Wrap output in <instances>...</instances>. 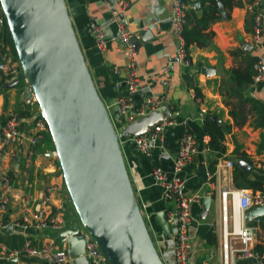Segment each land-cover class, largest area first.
<instances>
[{"label":"crops","instance_id":"1","mask_svg":"<svg viewBox=\"0 0 264 264\" xmlns=\"http://www.w3.org/2000/svg\"><path fill=\"white\" fill-rule=\"evenodd\" d=\"M128 1L130 8L122 19L128 29L141 32L142 38L146 39L138 46L141 91L135 96V103L139 106L151 95L164 96V106L172 111V118L177 123L166 130L163 141L153 149L151 156L143 155L134 147L122 148L134 190L143 213L148 216V223L158 234L164 262L175 264L173 232L168 241L158 219L159 213L167 214L173 209L175 200L155 182L152 172L156 167H162L172 178L179 138L185 132L191 133L197 141V153L184 173L185 194L201 196L191 207L192 264H200L203 260H208L209 264H222L224 222L221 191L230 188L257 193L264 189V84L253 79L255 63L264 54V37L259 48L250 43L256 8L253 0H233L229 7L219 0L220 19L209 29L214 32V37L207 47H190L192 63L187 67L177 57L178 41L172 29L176 0ZM66 2L94 81L109 106L118 95L125 93L127 78L120 30L111 22V10L117 6L116 0ZM187 4V14L191 10L195 12L192 2ZM258 9L264 15V0ZM92 24L105 35L107 49L104 53L97 49ZM148 32L149 36H146ZM165 69H169L168 75H164ZM205 69L210 70L209 76L203 72ZM165 79L169 84L163 83ZM196 88L201 91L202 99L193 98ZM32 98L26 83L0 93V131L10 112L33 113L31 117L20 116L23 119V138L19 156L14 158L9 150L0 161L1 172L12 176L15 181V189L9 194L5 210L0 203V264H54L21 252L26 245L37 249L49 247L54 251L68 249L67 239L59 238L62 231L33 227L24 230L18 226L24 217V205L16 195L26 196L30 201L50 196L52 208H65L64 219L68 229L79 222L53 147L41 143L36 148L37 156L27 164L26 152L30 137L35 133L39 110ZM208 114L211 115L210 120L217 121L220 127H227L228 130L222 142L226 151L221 155L210 149L211 137L203 131L204 118ZM230 160L235 164L231 169L225 167ZM239 161H245L251 167L247 173L240 168L239 183L244 185L241 188L234 181ZM205 198L211 199V208L206 217L201 218ZM37 209L38 204H34L32 211ZM254 209L245 212V225L256 232L254 248L257 250L258 246L264 247V216L246 220ZM234 214L232 205L229 209V220L232 222ZM211 231L214 244L208 242ZM237 247L240 248L239 245ZM88 260L90 264H95L90 258ZM231 263L264 264V259L241 258L233 254ZM65 264H73V261L69 258Z\"/></svg>","mask_w":264,"mask_h":264},{"label":"water","instance_id":"2","mask_svg":"<svg viewBox=\"0 0 264 264\" xmlns=\"http://www.w3.org/2000/svg\"><path fill=\"white\" fill-rule=\"evenodd\" d=\"M190 1L201 17V3ZM0 5L1 24L6 22L9 28L22 68L20 76L4 87L11 89L23 81L29 85L79 217L73 228L59 236L67 239L69 258L73 264H90L86 232L108 264H166L141 209L120 141L149 133L174 114L164 106L118 132L86 61L66 0H0ZM145 41L142 38L140 44ZM237 166L246 173L251 169L245 161ZM210 208L211 199L205 198L201 218ZM260 216L264 207H256L246 220ZM158 219L170 241L166 214L159 213Z\"/></svg>","mask_w":264,"mask_h":264},{"label":"built area","instance_id":"3","mask_svg":"<svg viewBox=\"0 0 264 264\" xmlns=\"http://www.w3.org/2000/svg\"><path fill=\"white\" fill-rule=\"evenodd\" d=\"M263 0H253L255 12V27L253 37L250 43L253 47L259 48L264 37L263 20L264 15L259 11ZM117 6L111 10V22L120 30V40L123 43L122 55L126 60L127 78L125 81V93L117 96L114 103L107 106L112 121L119 131H122L127 124L147 117L152 112L160 111L165 104L164 96L151 95L147 97L139 106L135 103V96L141 91L140 74L137 63L138 46L142 40L141 32H133L127 28L122 19V16L129 10L130 2L128 0H116ZM188 4L183 0H176L173 7L172 29L178 41L177 57L185 66H190L192 63L189 52L186 48V41L183 37L184 27L187 23ZM91 30L96 39L97 49L100 53H104L107 49L106 38L102 30L96 25H91ZM254 82L264 84V54L263 57L255 63ZM22 73L21 65L10 53L0 52V84L3 81L7 83L16 80ZM164 75H168L169 69L164 70ZM164 84H169L168 79L163 81ZM119 88V86H118ZM196 98V94H193ZM32 102L37 104L36 99L32 98ZM107 105V104H106ZM118 116L121 119H118ZM23 119L17 112H10L7 115L6 121L0 131V161L4 158L8 151L11 150L14 158L19 156L21 150V140L23 133L21 127ZM177 123L172 117H165L163 120L155 124L149 133L141 136L129 137L121 140V146L134 147L140 153L146 156H151L152 151L160 142L163 141V136L166 130ZM35 133L30 137V146L26 152L27 164L37 156L36 148L45 141V132L47 124L43 120L35 122ZM118 131V132H119ZM197 153V141L195 137L189 133H183L178 141V150L173 160L172 178H169L168 173L162 167H156L152 172V177L167 194H170L175 205L167 214V224L170 232H173V240L175 243V264H192V247H191V231L192 223L191 207L194 203L201 199L200 195L185 194V170L193 162V158ZM18 159V158H17ZM226 168H233V161H227ZM28 184V179L25 180ZM0 203L1 208L5 210L9 203L10 192L15 189V181L12 176L4 174L0 170ZM16 198L24 205V217L19 227L27 230L30 227L39 229H51L55 231L67 230L64 219L65 208L60 206L56 209L52 208L50 196H46L42 200L30 201L26 196L16 195ZM236 201L238 206H236ZM38 204V209L32 211L33 205ZM234 205L235 214L232 220H229V209ZM221 207L223 212L224 222V242H223V257L222 264H232L231 255L238 254L241 258H256L264 259V253L255 250L256 232L251 227L245 225V212L251 208L264 207V189L257 193H251L248 190H236L224 188L221 191ZM143 211V210H142ZM145 215V214H144ZM148 223V216L145 215ZM154 241L157 246H160L158 234L153 232L148 223ZM171 232V233H172ZM86 238V256L95 264H108L105 257L97 244L86 233H83ZM240 246V248L237 247ZM21 252L35 258L47 260L54 264H65L68 259V251L65 249L52 250L49 247L37 249L26 245ZM200 264H209L208 260H203Z\"/></svg>","mask_w":264,"mask_h":264},{"label":"trees","instance_id":"4","mask_svg":"<svg viewBox=\"0 0 264 264\" xmlns=\"http://www.w3.org/2000/svg\"><path fill=\"white\" fill-rule=\"evenodd\" d=\"M183 1H185L186 3H190V0H183ZM199 1L201 2L203 9L202 17L201 18L196 17L195 12L191 10V12L187 14V24L185 25L183 31V37L186 41V48L188 52L191 46H198L200 48L207 47V45L214 37V32L210 31L209 29L213 23H215L220 19L219 0H199ZM220 1L223 3L224 6L229 7L232 5L231 2L233 0H220ZM0 10H1V5H0ZM3 18L4 16L0 12V52L4 54L10 53L14 57V59L19 62L13 40L9 32V28L6 22L3 25L1 24V20ZM6 83H7L6 81H3L0 84V93L9 90L4 87ZM24 83L25 82L23 81L21 85H23ZM195 92H196V98L202 99L203 95L198 88H196ZM37 106L39 108L38 104ZM19 115L21 117L24 116L31 117L33 113L27 112ZM210 116L211 115L208 114L204 118L203 131L205 134L211 137V141L209 144L210 149L218 152V154L221 155L226 151V148L223 146L222 142L228 130L227 127H220L217 121L210 120ZM38 120L45 121L41 116L40 110H38L37 112L36 121ZM44 142L46 143V145L52 146L53 149L55 150L51 134L48 130V126H47V131L45 132ZM242 159H245V157L242 156ZM238 173H240V168L236 167L234 181L236 186L241 188L244 185L239 183ZM208 242L210 244H214V234L212 231L208 236ZM257 250L264 253L263 246H258Z\"/></svg>","mask_w":264,"mask_h":264},{"label":"rangeland","instance_id":"5","mask_svg":"<svg viewBox=\"0 0 264 264\" xmlns=\"http://www.w3.org/2000/svg\"><path fill=\"white\" fill-rule=\"evenodd\" d=\"M1 12V14L3 15V12H2V10L0 11ZM26 84H27V82H25ZM29 86V85H28ZM34 96V95H33ZM35 98V97H34ZM38 107V106H37ZM39 109V108H38ZM40 110V109H39ZM120 132V131H119ZM58 159V158H57ZM84 234H86V232H83ZM159 241H160V239H159Z\"/></svg>","mask_w":264,"mask_h":264},{"label":"bare ground","instance_id":"6","mask_svg":"<svg viewBox=\"0 0 264 264\" xmlns=\"http://www.w3.org/2000/svg\"><path fill=\"white\" fill-rule=\"evenodd\" d=\"M237 202V201H236ZM238 203V202H237Z\"/></svg>","mask_w":264,"mask_h":264}]
</instances>
